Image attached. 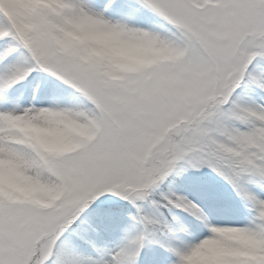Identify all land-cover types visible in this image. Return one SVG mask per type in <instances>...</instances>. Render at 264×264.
I'll list each match as a JSON object with an SVG mask.
<instances>
[{"label": "snow or ice", "instance_id": "snow-or-ice-1", "mask_svg": "<svg viewBox=\"0 0 264 264\" xmlns=\"http://www.w3.org/2000/svg\"><path fill=\"white\" fill-rule=\"evenodd\" d=\"M0 264H264V0H0Z\"/></svg>", "mask_w": 264, "mask_h": 264}, {"label": "clouds", "instance_id": "clouds-1", "mask_svg": "<svg viewBox=\"0 0 264 264\" xmlns=\"http://www.w3.org/2000/svg\"><path fill=\"white\" fill-rule=\"evenodd\" d=\"M65 42L81 46L90 59H103L109 53H114L112 60L117 70L150 64L169 55L153 39L128 36L87 20L82 21L74 32L66 34Z\"/></svg>", "mask_w": 264, "mask_h": 264}]
</instances>
